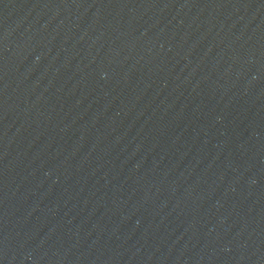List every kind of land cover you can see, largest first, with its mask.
<instances>
[{"label":"water","instance_id":"water-1","mask_svg":"<svg viewBox=\"0 0 264 264\" xmlns=\"http://www.w3.org/2000/svg\"><path fill=\"white\" fill-rule=\"evenodd\" d=\"M0 264H264V0H0Z\"/></svg>","mask_w":264,"mask_h":264}]
</instances>
